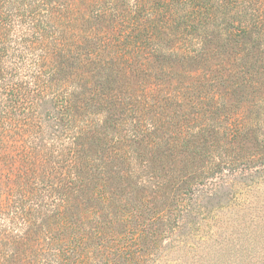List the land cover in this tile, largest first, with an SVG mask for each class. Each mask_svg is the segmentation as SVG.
Here are the masks:
<instances>
[{
    "label": "trees",
    "instance_id": "obj_1",
    "mask_svg": "<svg viewBox=\"0 0 264 264\" xmlns=\"http://www.w3.org/2000/svg\"><path fill=\"white\" fill-rule=\"evenodd\" d=\"M259 161L264 0H0V264H155Z\"/></svg>",
    "mask_w": 264,
    "mask_h": 264
},
{
    "label": "rangeland",
    "instance_id": "obj_2",
    "mask_svg": "<svg viewBox=\"0 0 264 264\" xmlns=\"http://www.w3.org/2000/svg\"><path fill=\"white\" fill-rule=\"evenodd\" d=\"M251 167L196 193L181 230L155 264H196L211 254L225 257L224 264H264V163Z\"/></svg>",
    "mask_w": 264,
    "mask_h": 264
}]
</instances>
